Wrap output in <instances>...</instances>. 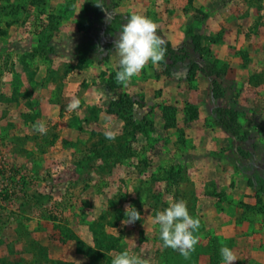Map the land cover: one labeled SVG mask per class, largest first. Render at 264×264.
I'll return each mask as SVG.
<instances>
[{"label":"rangeland","instance_id":"374dc122","mask_svg":"<svg viewBox=\"0 0 264 264\" xmlns=\"http://www.w3.org/2000/svg\"><path fill=\"white\" fill-rule=\"evenodd\" d=\"M133 12L166 53L120 84ZM176 200L200 220L188 257L154 222ZM225 245L264 264V0H0V264H221Z\"/></svg>","mask_w":264,"mask_h":264},{"label":"clouds","instance_id":"9594fccd","mask_svg":"<svg viewBox=\"0 0 264 264\" xmlns=\"http://www.w3.org/2000/svg\"><path fill=\"white\" fill-rule=\"evenodd\" d=\"M97 4L101 6L100 3ZM111 16L109 12L107 14L109 21ZM165 43L164 38L158 34L157 24L150 17L137 12L131 13L113 41L114 53L119 58L116 81L126 84L149 62L156 64L163 60L166 53ZM100 52L103 53L102 48ZM80 103L78 97H73L66 105V109L74 111L79 108ZM33 128L41 134L47 133V127L43 122H35ZM104 135L106 139H115V134L111 130H106ZM141 219L142 214L134 205L126 206L125 223H134ZM154 222L158 225L163 246L188 257L198 242L195 232L200 227V220L189 213L186 202L184 200L171 202L168 207L156 212ZM220 255L221 264H233L238 259L234 251L226 245L220 248ZM111 264H144V261L124 250L112 258Z\"/></svg>","mask_w":264,"mask_h":264},{"label":"trees","instance_id":"16d2710c","mask_svg":"<svg viewBox=\"0 0 264 264\" xmlns=\"http://www.w3.org/2000/svg\"><path fill=\"white\" fill-rule=\"evenodd\" d=\"M167 108H168V109H171L169 106H167ZM113 148H114V151L119 150V147H118V146H113ZM113 148H112V149H113Z\"/></svg>","mask_w":264,"mask_h":264},{"label":"crops","instance_id":"0c3cea01","mask_svg":"<svg viewBox=\"0 0 264 264\" xmlns=\"http://www.w3.org/2000/svg\"><path fill=\"white\" fill-rule=\"evenodd\" d=\"M199 257H201V258H200V260L198 259V260H199L198 264H200V263L202 262V256L199 255ZM198 260H197V261H198Z\"/></svg>","mask_w":264,"mask_h":264}]
</instances>
